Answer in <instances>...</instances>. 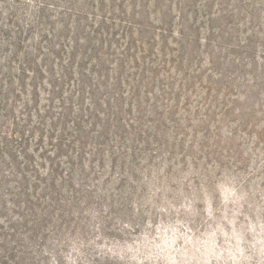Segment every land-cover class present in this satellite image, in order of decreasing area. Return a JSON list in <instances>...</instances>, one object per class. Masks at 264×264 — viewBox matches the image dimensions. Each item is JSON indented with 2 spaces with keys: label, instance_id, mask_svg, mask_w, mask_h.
<instances>
[{
  "label": "rangeland",
  "instance_id": "rangeland-1",
  "mask_svg": "<svg viewBox=\"0 0 264 264\" xmlns=\"http://www.w3.org/2000/svg\"><path fill=\"white\" fill-rule=\"evenodd\" d=\"M17 28L58 89L0 92V264H264V0H0V56Z\"/></svg>",
  "mask_w": 264,
  "mask_h": 264
},
{
  "label": "trees",
  "instance_id": "trees-1",
  "mask_svg": "<svg viewBox=\"0 0 264 264\" xmlns=\"http://www.w3.org/2000/svg\"><path fill=\"white\" fill-rule=\"evenodd\" d=\"M43 38L44 36H39L40 40ZM24 44L25 38L23 37V32L17 28L16 32H14V36L6 43V47L9 49L8 52L0 56V92L4 91L8 97L12 99L15 98L16 93H23L24 78H26L27 75H31V81L27 85L29 88V97L35 96L38 90L36 82L41 79L43 73L49 76V79L45 82L56 91L58 88L54 86V82L52 81L53 72L48 70V66L43 68L36 62L38 54L41 55V58L44 57V54H41L42 52L39 50L40 48L30 45L25 49V47H23ZM1 45L0 42V46ZM47 51L49 52V50ZM50 55L53 56L54 53L51 52ZM12 69L14 73L11 72ZM15 86H18V88H15ZM48 94H50V92H48ZM27 102H31V100H27ZM1 104L2 100H0V106ZM10 107L11 105H7L6 109ZM61 109L65 110L64 107H61ZM47 199L51 203H56L54 195L52 194ZM57 263L58 262H56V264Z\"/></svg>",
  "mask_w": 264,
  "mask_h": 264
}]
</instances>
